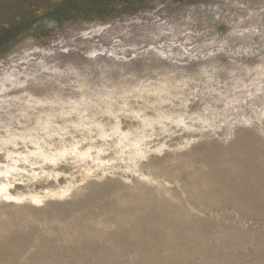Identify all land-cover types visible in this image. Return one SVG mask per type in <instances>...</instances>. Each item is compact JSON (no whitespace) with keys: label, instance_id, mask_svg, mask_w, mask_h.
<instances>
[{"label":"rangeland","instance_id":"obj_1","mask_svg":"<svg viewBox=\"0 0 264 264\" xmlns=\"http://www.w3.org/2000/svg\"><path fill=\"white\" fill-rule=\"evenodd\" d=\"M57 2L0 0V264L249 263L264 214L197 189L264 144V0Z\"/></svg>","mask_w":264,"mask_h":264},{"label":"bare ground","instance_id":"obj_2","mask_svg":"<svg viewBox=\"0 0 264 264\" xmlns=\"http://www.w3.org/2000/svg\"><path fill=\"white\" fill-rule=\"evenodd\" d=\"M244 139L233 142L230 148H226L225 154L217 156L218 153L213 152L211 157H206L208 170L211 174L210 178H213L214 183L219 186L217 188L212 187L209 190L208 186L203 185L205 187L202 190L199 188L197 190L206 197L208 195L229 197V202L225 200L221 202L223 205H232L230 202L235 201L234 203H237V205L243 204L251 209H259L260 214H264V144L256 135ZM194 171H197V168H194ZM192 183L199 185L202 180H192ZM167 211L169 214L176 216V214L181 213L182 208L170 206L167 207ZM232 239L244 242L247 250L252 247L257 249L255 253H249V263L246 264H264V233H244L236 239L232 235ZM232 255L236 261H232L227 257L223 258L219 264H243L240 262V255Z\"/></svg>","mask_w":264,"mask_h":264},{"label":"trees","instance_id":"obj_3","mask_svg":"<svg viewBox=\"0 0 264 264\" xmlns=\"http://www.w3.org/2000/svg\"><path fill=\"white\" fill-rule=\"evenodd\" d=\"M86 1L87 0H74V2H68V3H71V5H66L65 3L63 4V2H57L55 4V6H52V8H49V10H56L59 6L60 8L58 9H63V8H67L70 10V12H75L77 13L78 15H83V11L85 9V4H86ZM63 4V5H62ZM62 5V6H61Z\"/></svg>","mask_w":264,"mask_h":264}]
</instances>
